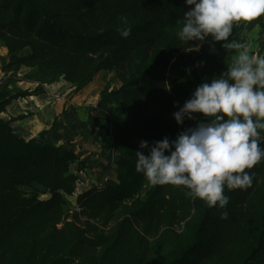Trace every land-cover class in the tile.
Returning a JSON list of instances; mask_svg holds the SVG:
<instances>
[{
	"label": "trees",
	"instance_id": "1",
	"mask_svg": "<svg viewBox=\"0 0 264 264\" xmlns=\"http://www.w3.org/2000/svg\"><path fill=\"white\" fill-rule=\"evenodd\" d=\"M190 7L185 0H0L8 52L0 79V264H264V161L250 170L251 187L225 189L227 219L182 186L150 184L143 193L148 180L135 168V151L148 154L140 141L173 140L206 120L198 113L177 124L173 113L237 54L210 38L185 51L177 22ZM121 17L127 38L117 31ZM249 22L264 32V14ZM247 23L230 39L246 44ZM22 66L33 70L21 77ZM104 70L120 86L102 99L121 95L124 113L111 130L110 178L70 200L86 162L69 141L46 142L47 131L19 135L3 113L46 84L80 90ZM22 80L37 86L16 88Z\"/></svg>",
	"mask_w": 264,
	"mask_h": 264
},
{
	"label": "clouds",
	"instance_id": "2",
	"mask_svg": "<svg viewBox=\"0 0 264 264\" xmlns=\"http://www.w3.org/2000/svg\"><path fill=\"white\" fill-rule=\"evenodd\" d=\"M177 37L185 51L199 50L206 41L223 42L225 50H237L231 66L210 82H202L183 106L173 113L177 124L206 120L181 131L170 140L140 141L135 151L136 171L150 184L182 186L191 199L203 200L209 208L222 209L227 219L230 197L225 189L252 186L250 170L264 161V55L250 54L246 44L230 39L234 27L264 14V0H185ZM117 31L131 34L126 17ZM196 42L189 44V42ZM203 62H200L202 64ZM190 71V69H189ZM167 153V154H166Z\"/></svg>",
	"mask_w": 264,
	"mask_h": 264
},
{
	"label": "crops",
	"instance_id": "3",
	"mask_svg": "<svg viewBox=\"0 0 264 264\" xmlns=\"http://www.w3.org/2000/svg\"><path fill=\"white\" fill-rule=\"evenodd\" d=\"M249 23L256 26L254 22ZM0 54L1 79L7 76L1 67L8 60V52L2 44ZM257 55H264V49ZM24 69L33 70L22 66L21 70ZM14 86L32 90L37 83L22 80ZM119 86L120 81L115 72L109 70L101 71L91 83L77 91L68 82L58 81L46 84L41 94L14 100L9 111L3 115L13 118L15 131L25 138H33L47 131L44 140L48 143L61 145L68 141L71 144L80 142L75 145V150L86 162L81 177L94 179L85 181L88 185L100 183L109 177L108 170L112 167L114 154L111 127L124 114L121 95L102 99V92L118 89ZM75 134L78 135L77 139Z\"/></svg>",
	"mask_w": 264,
	"mask_h": 264
},
{
	"label": "rangeland",
	"instance_id": "4",
	"mask_svg": "<svg viewBox=\"0 0 264 264\" xmlns=\"http://www.w3.org/2000/svg\"><path fill=\"white\" fill-rule=\"evenodd\" d=\"M246 45L249 48V51H251V54H253V55H257L258 52H261L264 49V33L262 31H260L258 26L257 25L255 26L253 23H249L247 25V27H246ZM252 47H254V48H252ZM25 52H27V50H25ZM1 62H2V55L0 54V63ZM28 72H31V71L30 70H26V69L20 70L19 75L21 77H23ZM20 73H22V75ZM23 81H27V80H23ZM18 82H16L15 84H17ZM73 87L75 88V86H73ZM75 90L77 91L76 88H75ZM263 132H264V130H263ZM75 137L77 139L78 135L75 134ZM79 143L80 142L72 144L73 148L77 149V147L75 145H77ZM82 180H84L86 182H89L90 180H94V179H82ZM149 185H150V183H149V181H147V183H146V185L144 187L143 193L149 187Z\"/></svg>",
	"mask_w": 264,
	"mask_h": 264
},
{
	"label": "built area",
	"instance_id": "5",
	"mask_svg": "<svg viewBox=\"0 0 264 264\" xmlns=\"http://www.w3.org/2000/svg\"><path fill=\"white\" fill-rule=\"evenodd\" d=\"M111 130H112V127H111ZM113 160H114V156H113ZM112 165H113V161H112ZM82 173V172H81ZM110 177H108L107 179H105L104 181H107ZM103 181V182H104ZM103 182H100V183H95L97 185H101ZM91 184H87L84 180H82V177L81 179L78 180L77 182V186H76V189L75 191L72 193V195L70 196V200H74L85 188H87L88 186H90ZM74 209H77L75 206H74Z\"/></svg>",
	"mask_w": 264,
	"mask_h": 264
}]
</instances>
